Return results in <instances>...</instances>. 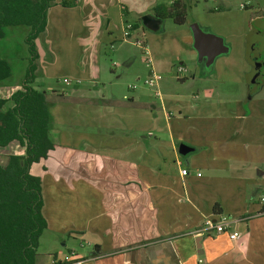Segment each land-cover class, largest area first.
Wrapping results in <instances>:
<instances>
[{
  "label": "crops",
  "instance_id": "0c3cea01",
  "mask_svg": "<svg viewBox=\"0 0 264 264\" xmlns=\"http://www.w3.org/2000/svg\"><path fill=\"white\" fill-rule=\"evenodd\" d=\"M62 1L50 9L46 31L36 42L39 55L40 45L48 55L54 51L53 66L65 54L62 66L68 80L63 82L72 84L47 89L38 82L33 85L49 96L55 145L48 158L30 170L42 181L48 223L37 264L45 256L39 253L45 235L56 245L63 240L65 248L78 242L64 259L73 264H264V208L259 202L264 197V107L244 109L241 100L230 107L223 99L214 104L209 102L214 89L203 92L204 102L199 101L200 91L192 98L159 94L160 105L142 92L121 94V77H115L114 69L119 64L131 67L135 58L125 56L126 46L133 43L125 38L126 27L133 26L137 37L145 36L141 18L155 16L154 7L178 0H78L73 8L63 7ZM180 1L189 6L188 14L218 17L241 10L252 15L250 23L264 18L261 0H255L257 7L244 1L236 6L231 0H210L219 5L215 7L209 0ZM250 23L235 46L224 40L238 57L236 79L230 81L240 86L246 85L254 66L248 59ZM190 25L187 15L174 49L180 57L198 59ZM198 25L214 34L208 28L217 24L207 25L208 31ZM145 48L150 54L146 43ZM108 50L118 61L112 60L109 69L103 57ZM198 63L205 77L216 72L215 82L229 81L220 78L214 64L206 70L205 60ZM163 64L157 61L152 72H162ZM10 68V77L0 81L5 111L14 107L11 97L22 85L11 81ZM263 87L254 95L251 91L248 100ZM181 144L193 151L182 156ZM24 153L21 144L13 142L0 150V164L6 167L9 155ZM183 169L188 175L181 174ZM221 217L237 222L221 235L199 233L206 220ZM233 233H238L236 240L230 239ZM86 248H92L89 255L78 252Z\"/></svg>",
  "mask_w": 264,
  "mask_h": 264
},
{
  "label": "trees",
  "instance_id": "16d2710c",
  "mask_svg": "<svg viewBox=\"0 0 264 264\" xmlns=\"http://www.w3.org/2000/svg\"><path fill=\"white\" fill-rule=\"evenodd\" d=\"M57 4L58 0H0V39L5 36V28H30L25 38L28 67L21 88L11 97L14 107L5 111L7 100L0 99V150L13 142H19L25 150L24 155H9L6 167L0 164V264H37L40 238L48 227L43 215L42 181L30 170L33 164L48 158L55 145L50 135L49 96L33 85L40 59L36 42L46 31L50 9ZM77 4L78 0L60 2L65 8ZM188 9L185 2L178 0L170 6H156L153 12L156 17L183 25ZM248 59L252 62L250 49ZM10 75V66L0 60V81ZM72 263L65 260L54 264Z\"/></svg>",
  "mask_w": 264,
  "mask_h": 264
},
{
  "label": "rangeland",
  "instance_id": "374dc122",
  "mask_svg": "<svg viewBox=\"0 0 264 264\" xmlns=\"http://www.w3.org/2000/svg\"><path fill=\"white\" fill-rule=\"evenodd\" d=\"M231 1L236 6L238 3H241V1H244V4H249L253 7H257L259 5L255 0ZM261 1L264 2V0ZM208 3V5L211 7L219 6L214 1L209 0ZM251 17V14L241 10L240 12H238L237 10H231L229 11V13H225L224 15L218 17L206 16L203 13L201 14V12L193 11L188 14V22L189 25L202 23L206 31H208L209 29L214 34L218 33L216 35L223 38V40H225V42L229 46H231L232 44L235 46L236 43H238L239 39L237 36H239L240 32H245V25H249ZM214 23H216L217 25L211 26L208 29L205 28L207 25H213ZM255 24L256 21L254 23H250V26L252 25L251 30L255 28ZM180 28L181 27L175 24L172 19L168 18L166 19L165 25L162 27L160 32L153 33L151 31L145 30V36H141V39L145 41L150 54L142 52V50L133 41V43H131L129 47L126 46L127 52L125 53V56L130 57L131 55H133L129 59H133V57L135 58L132 62L131 67L126 68V66L124 67L120 64L116 68L114 67V71L116 73L115 77H121L119 87V92L121 94H127L128 97L132 96L134 93L142 92L147 97L150 96V99L153 103L160 105L162 97H159L158 94H161L163 96L167 93H175L186 98H192L193 95L200 91L199 101L204 102V100H207L206 96H204V93L206 91H211V89H214L215 93L213 95V98L209 101L214 104H220V102H222L221 99H223L225 102L230 103L228 104V107H230L232 103H235V101L241 100L240 106L244 109H247L248 107L251 109L255 107H264V87L261 91L257 92V94L251 100H248L250 97L253 80L255 79L254 74L257 73V71L255 70L256 68L254 69V66L250 67V74L245 80L246 85H236V83L230 81V79H236L238 70V57L236 53L229 52L227 55L218 57L213 65V68L219 70L220 78H224L229 81L225 83H219L218 81L215 82L212 78L216 74V72L213 73V76L211 74V76L207 75L210 77H205L206 75L204 74V71L201 72V69L199 68L200 65L197 58H190L186 54L180 57V54L175 51V41L182 36L180 31H182L183 29ZM5 32L6 38L1 41L2 43H0V55L2 54V56L6 57L9 60L10 67H12L11 81L14 84H22L26 74V69L28 67L29 51L25 42V38L30 33V28L27 26H13L8 27ZM249 35H251V31ZM64 42L65 41H62V43ZM181 44L182 42H180V45ZM41 47L44 48V46L40 45V52L42 53V56L40 55V59L38 62L37 75L39 76H37L38 79H36V82H38V84H42V89L71 86V83L66 84L63 82L65 78L68 80V72L62 66V64L65 63V54L59 56L58 63L56 64V66H53L54 59L52 55L55 54L54 51L50 52L51 55H48V53L43 51ZM182 49H185L184 44L182 45ZM151 50L155 51L158 56H152ZM105 53L106 55H103V57L107 64V69L113 67L112 60L116 61V63L118 64V61L116 59L114 60L109 50L105 51ZM159 54H162V56H159ZM68 56L72 58L70 47L68 49ZM150 59L151 62H149ZM160 60L165 62V66L163 64V69L167 68L168 70L164 71V73L163 69L160 73L157 71V73L154 72L155 70L153 71L154 73L161 75V81H159L158 86L151 88L145 84V79H147L153 73L152 69L153 67H155V63ZM182 62L184 63V65L181 64ZM180 68H183V72L181 73L179 72ZM209 69L210 67H206V70ZM215 87H218L217 91L215 90ZM258 89L254 90L257 91ZM255 91L254 93H251V95H254ZM234 105L238 104L235 103ZM168 107L169 109H171V104H168ZM171 112L174 113V116H177L175 110H172ZM159 116H162L161 112L159 113ZM50 239L51 237L49 235H45L42 243L43 245L39 249V253L46 256L41 257V264H54L55 258L53 257L55 256L57 257V259H63L62 262H64L65 257L70 256V247L75 248L76 246H78L77 242V244L65 248V246H63V240L57 242L56 245L50 242ZM90 249L92 248H86L85 250L80 249L78 250V252L80 254L83 253L84 255H89L92 252V250ZM48 252H51L52 254L49 255L50 253L47 254Z\"/></svg>",
  "mask_w": 264,
  "mask_h": 264
},
{
  "label": "water",
  "instance_id": "95a60500",
  "mask_svg": "<svg viewBox=\"0 0 264 264\" xmlns=\"http://www.w3.org/2000/svg\"><path fill=\"white\" fill-rule=\"evenodd\" d=\"M141 23L148 31L157 33L162 29L163 19L156 16L145 15L141 18ZM256 26L264 29V18L257 20ZM191 29L194 36V48L198 53V59L200 62L205 60L206 67H211L218 57L229 52L223 38L204 32L198 24H194ZM192 151L193 149L186 144L180 145L179 152L182 156H186Z\"/></svg>",
  "mask_w": 264,
  "mask_h": 264
},
{
  "label": "built area",
  "instance_id": "2783aa9c",
  "mask_svg": "<svg viewBox=\"0 0 264 264\" xmlns=\"http://www.w3.org/2000/svg\"><path fill=\"white\" fill-rule=\"evenodd\" d=\"M125 38L126 39H130L131 41H133L141 50L142 52L146 53V48H145V41L143 39H141L140 37H137L134 34V30H133V26H127L125 29ZM179 72H183V68L179 69ZM161 80V75H158L156 73H152L146 80H145V84L151 88L156 87L158 82ZM135 88V87H133ZM159 96V94H158ZM181 174L183 176L188 175V171L186 169H183L181 171ZM201 174H198V176H200ZM260 204L263 206L264 208V197H262L260 199ZM264 213V212H263ZM236 220L233 219H228L225 217H221L218 220H211L208 219L205 221L204 227L203 229L199 232L200 234H216V235H221L224 234L226 232H228L231 229L232 224L236 223ZM238 238V233H233L230 234V239L231 240H236Z\"/></svg>",
  "mask_w": 264,
  "mask_h": 264
},
{
  "label": "flooded vegetation",
  "instance_id": "af4514ba",
  "mask_svg": "<svg viewBox=\"0 0 264 264\" xmlns=\"http://www.w3.org/2000/svg\"><path fill=\"white\" fill-rule=\"evenodd\" d=\"M252 31V39H249V49L252 54V64L254 65V69L256 68L257 75L254 74L255 79L251 91L258 89L264 83V29L257 27L255 24V28Z\"/></svg>",
  "mask_w": 264,
  "mask_h": 264
}]
</instances>
